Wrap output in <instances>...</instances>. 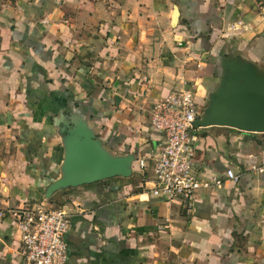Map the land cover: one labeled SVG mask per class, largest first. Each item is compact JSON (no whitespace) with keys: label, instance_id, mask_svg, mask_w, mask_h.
Returning <instances> with one entry per match:
<instances>
[{"label":"crops","instance_id":"0c3cea01","mask_svg":"<svg viewBox=\"0 0 264 264\" xmlns=\"http://www.w3.org/2000/svg\"><path fill=\"white\" fill-rule=\"evenodd\" d=\"M178 17L173 23L174 9ZM238 52L264 69V26L251 0H15L0 11V264H23L14 208L48 203L70 215L66 264H264V134L199 128L194 211L130 178L58 191L55 120L84 113L113 153L147 159L162 142L149 122L160 97L188 90L204 106L217 56ZM9 118V119H8ZM49 208V207H47Z\"/></svg>","mask_w":264,"mask_h":264},{"label":"built area","instance_id":"2783aa9c","mask_svg":"<svg viewBox=\"0 0 264 264\" xmlns=\"http://www.w3.org/2000/svg\"><path fill=\"white\" fill-rule=\"evenodd\" d=\"M202 109L188 90L158 98L151 106L149 122L154 131L161 133V146L147 159L137 161L140 188L152 197L178 204L188 215L194 211L200 189L221 188L225 182L237 184L241 177L230 168L225 171V181L218 177L198 179L193 164L198 136L193 124ZM244 167V173L264 175V157L249 160ZM8 214L19 233L23 264H66L65 235L70 226L67 211L38 204L14 208Z\"/></svg>","mask_w":264,"mask_h":264},{"label":"water","instance_id":"95a60500","mask_svg":"<svg viewBox=\"0 0 264 264\" xmlns=\"http://www.w3.org/2000/svg\"><path fill=\"white\" fill-rule=\"evenodd\" d=\"M177 8L172 17L175 23ZM219 76L208 92L194 129L225 127L245 133L264 134V70L238 52L217 56ZM55 120L62 147L58 178L43 190L48 200L58 191L99 183L112 178H130L136 153H113L100 140L87 116L72 107ZM9 119V118H8Z\"/></svg>","mask_w":264,"mask_h":264},{"label":"rangeland","instance_id":"374dc122","mask_svg":"<svg viewBox=\"0 0 264 264\" xmlns=\"http://www.w3.org/2000/svg\"><path fill=\"white\" fill-rule=\"evenodd\" d=\"M15 0H0V11L3 9H7V7L11 6ZM252 4L256 8V11L259 16V24L264 26V0H251ZM258 64V63H257ZM263 69V67H261ZM264 70V69H263ZM49 200V199H48ZM48 200H43L48 201ZM46 207H49L50 209H56L55 206H49L48 203L46 204Z\"/></svg>","mask_w":264,"mask_h":264}]
</instances>
